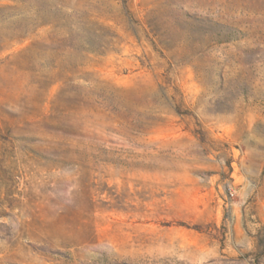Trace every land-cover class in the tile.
Instances as JSON below:
<instances>
[{
    "label": "rangeland",
    "instance_id": "rangeland-1",
    "mask_svg": "<svg viewBox=\"0 0 264 264\" xmlns=\"http://www.w3.org/2000/svg\"><path fill=\"white\" fill-rule=\"evenodd\" d=\"M0 264H264V0H0Z\"/></svg>",
    "mask_w": 264,
    "mask_h": 264
}]
</instances>
